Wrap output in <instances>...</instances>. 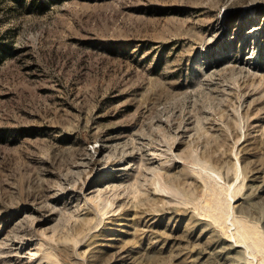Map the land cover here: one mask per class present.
I'll return each mask as SVG.
<instances>
[{
	"label": "rangeland",
	"instance_id": "obj_1",
	"mask_svg": "<svg viewBox=\"0 0 264 264\" xmlns=\"http://www.w3.org/2000/svg\"><path fill=\"white\" fill-rule=\"evenodd\" d=\"M243 218L264 0H0V264H263Z\"/></svg>",
	"mask_w": 264,
	"mask_h": 264
},
{
	"label": "bare ground",
	"instance_id": "obj_2",
	"mask_svg": "<svg viewBox=\"0 0 264 264\" xmlns=\"http://www.w3.org/2000/svg\"><path fill=\"white\" fill-rule=\"evenodd\" d=\"M230 216H232V218L235 217L234 216V208L232 209V213L230 214ZM233 225H234V223H233ZM230 237L234 239L236 244H238L240 242L245 244L247 251H248V254H249V256H248L249 258L251 256V253L248 250L247 241L253 240L255 245L259 246V247L261 246V243H264V239L261 237L260 233L254 227H252L250 224H248V222L245 219L242 220L241 230L239 232L236 231V232L232 233ZM238 238H240V239H238ZM252 256L254 259L256 258L253 254H252Z\"/></svg>",
	"mask_w": 264,
	"mask_h": 264
}]
</instances>
